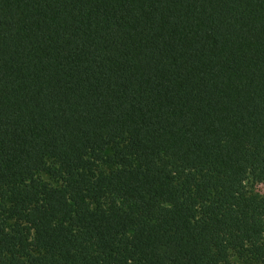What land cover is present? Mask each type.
<instances>
[{
	"label": "trees",
	"instance_id": "16d2710c",
	"mask_svg": "<svg viewBox=\"0 0 264 264\" xmlns=\"http://www.w3.org/2000/svg\"><path fill=\"white\" fill-rule=\"evenodd\" d=\"M260 186L264 0H0V264H264Z\"/></svg>",
	"mask_w": 264,
	"mask_h": 264
},
{
	"label": "rangeland",
	"instance_id": "374dc122",
	"mask_svg": "<svg viewBox=\"0 0 264 264\" xmlns=\"http://www.w3.org/2000/svg\"><path fill=\"white\" fill-rule=\"evenodd\" d=\"M105 171H108V169H105ZM41 178L44 182L50 183V184L55 185V186H60V184L57 181L53 180L48 174H42ZM255 191L263 194L264 193V187L263 186L257 187V188H255ZM238 264H244V263L241 261H238Z\"/></svg>",
	"mask_w": 264,
	"mask_h": 264
}]
</instances>
